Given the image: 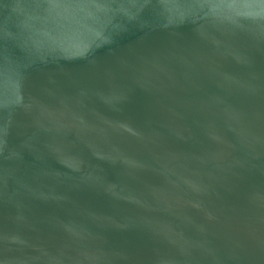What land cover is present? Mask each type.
Masks as SVG:
<instances>
[{
    "label": "water",
    "instance_id": "1",
    "mask_svg": "<svg viewBox=\"0 0 264 264\" xmlns=\"http://www.w3.org/2000/svg\"><path fill=\"white\" fill-rule=\"evenodd\" d=\"M0 264H264V0H0Z\"/></svg>",
    "mask_w": 264,
    "mask_h": 264
}]
</instances>
